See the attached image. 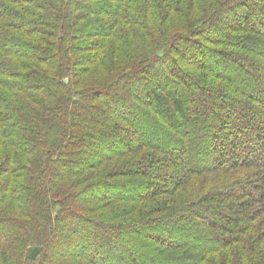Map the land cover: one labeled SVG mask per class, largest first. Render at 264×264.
<instances>
[{"label": "trees", "instance_id": "trees-1", "mask_svg": "<svg viewBox=\"0 0 264 264\" xmlns=\"http://www.w3.org/2000/svg\"><path fill=\"white\" fill-rule=\"evenodd\" d=\"M0 234V264H264V0H0Z\"/></svg>", "mask_w": 264, "mask_h": 264}, {"label": "rangeland", "instance_id": "rangeland-1", "mask_svg": "<svg viewBox=\"0 0 264 264\" xmlns=\"http://www.w3.org/2000/svg\"><path fill=\"white\" fill-rule=\"evenodd\" d=\"M230 74V73H229ZM230 76L232 77V75L230 74ZM176 84V83H175ZM112 144H114V145H112V146H114V148H118V147H121L122 145H121V143L120 142H112ZM107 146H109V144L108 143H106V144H103V145H101L100 147L98 146V148H97V150L98 149H102V148H104V147H107ZM2 229V228H1ZM82 231H76V234H80ZM69 234H70V231H65L64 232V236H66V237H68L69 236ZM0 236H1V234H0ZM76 248V246H75V243L74 244H71L70 242H68V243H64L63 245L62 244H57V246H55V248H54V251L58 254V253H70L71 252V250H73V249H75ZM54 257V256H53Z\"/></svg>", "mask_w": 264, "mask_h": 264}]
</instances>
